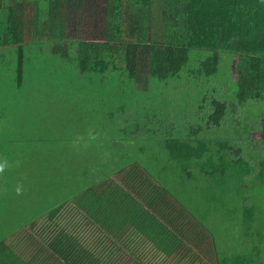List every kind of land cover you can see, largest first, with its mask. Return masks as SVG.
Here are the masks:
<instances>
[{"label":"trees","instance_id":"obj_1","mask_svg":"<svg viewBox=\"0 0 264 264\" xmlns=\"http://www.w3.org/2000/svg\"><path fill=\"white\" fill-rule=\"evenodd\" d=\"M90 1L93 0H0V57H15L16 79L20 86L25 80L26 62L42 59L41 52H47L44 47L46 42L67 41V50L46 53L47 63H51L46 74L68 76L73 73L75 79L84 81L83 91L95 96V107L91 108V115H86L96 117L93 122L86 118L84 123L104 126L107 124H100L97 118L101 116V123L103 116L106 121H113L117 112L116 124L114 121L110 124L116 126L120 119L125 121L126 126L119 125L124 128L118 129L124 134L130 132L125 137L137 139L131 132L140 128L143 130L140 138L144 143L148 146L151 143L154 148L160 145L162 153L170 152L163 157V161L160 160V163L166 164L164 172H161L174 174V182H170L168 188V184L166 187L154 181L150 172L134 162L120 166V160L115 157L117 143L113 145V135L99 138L98 149L101 151L95 154L92 152L94 139L87 137L85 142L86 137L82 136L78 151L72 155L55 156L56 159L53 157V163L57 165L53 174H58V183L63 189L57 193L69 195L67 203H61L48 216L44 213L20 232L1 241L0 264H47L49 260L43 255L45 250L53 251L57 256L54 260L59 264L60 260L70 264H113L104 256V251L99 252L100 248L92 238L105 232L101 228L95 232L94 227L91 231V227L84 224L83 216L59 221L51 229L53 231L48 232L54 235L49 245L34 234L33 228L43 218L56 222L70 208L82 214L83 203L91 194L103 206L105 197L116 185L114 176L119 178L129 195L136 196L143 208L152 211L170 232L182 238L180 245L209 252V257L212 255V258L205 257L202 264H264L259 261V250L258 261L250 254L220 258L211 232L195 219L196 216L188 213L179 194L173 190L189 187L194 178L192 167H198L200 173L197 177H209L213 183L220 182L221 185L224 179L220 177V171L224 176L227 158L222 156L216 161L213 155L207 157L206 151H195V154L193 149L196 148L191 145L193 140L183 139L187 136L194 139L198 135L194 130L181 133L185 135L183 138L170 135L159 140L156 136L160 130H155L153 125L161 121L160 116L167 117L162 114L166 107H172L158 91L183 76L195 52L198 55L193 64L196 68L194 74L198 75L196 79L208 80L217 75L224 63L231 68V77H236L232 103L228 104L216 95L208 96L211 103L205 105L213 106L211 122L214 125H220L225 120L228 107L238 108L248 102L264 100V0H103L101 12L97 10L91 15L97 20V33L86 38L72 34L68 38L61 30L65 22L62 17L69 11L74 12L72 16L77 11L82 14L92 11L93 3ZM71 22L73 19L69 20ZM78 22L84 23V20ZM234 58L236 61L231 64ZM142 76L149 80L143 86H149L150 93L135 90L136 81ZM88 101H92V97ZM97 108H101V113L97 112ZM125 112H129L128 117L120 118ZM70 115L76 114L69 113L67 121L72 122ZM138 118L145 124L144 129L135 122ZM72 123L76 124L77 118ZM105 141H111L110 151H107ZM173 150L177 152V157H174ZM230 151L236 153L231 146ZM55 152H52L53 156ZM239 155L237 153L236 158ZM59 157L62 162H59ZM119 158L123 159L121 155ZM8 162L14 164V161ZM241 163L246 167L247 162ZM15 170L13 168L11 172L0 165V176L14 185L13 176L20 183L27 179L25 177L31 178L30 183L40 177L36 176L37 172L28 175L27 171ZM177 171L181 172L178 176ZM215 173L217 177H214ZM4 186L7 188L10 184L6 182ZM98 215L102 217L100 213ZM113 245L116 247V244ZM107 248L110 249V243ZM133 262L139 264L135 260Z\"/></svg>","mask_w":264,"mask_h":264},{"label":"rangeland","instance_id":"obj_2","mask_svg":"<svg viewBox=\"0 0 264 264\" xmlns=\"http://www.w3.org/2000/svg\"><path fill=\"white\" fill-rule=\"evenodd\" d=\"M85 22L90 33L79 35L89 37L93 33L96 34L97 21L85 20ZM46 53L41 52V56H39L42 59H38L37 62H26L25 80L20 86L16 79L15 57H0V165L11 172L15 168V171L22 173L27 171L28 175L37 172L36 176H40L34 183H30V177H25L27 178L25 180L23 178L20 183L16 176H13L12 180L16 185L9 180L7 182L10 187L4 188L0 184V242L20 232L21 228L27 225L30 220L37 219L44 213L48 216L50 211L68 200L69 195L57 193L63 189L58 183L60 181L57 177L58 174H53L54 170L57 171L53 157L56 159L55 156L72 155L78 151L82 138H84L82 136L86 137V140L83 139L85 142H87V137L94 139L92 152L95 154L100 150L98 149L99 138L111 134L113 135V145L117 143L115 157L120 160V166L124 163L134 162L150 172L154 181L165 186L168 184V188L170 182H174V174L162 173L166 164L160 163V160L165 159L160 152L161 146L158 145L154 148L151 143L149 146L144 143V140L140 138L143 135L142 129L139 128L135 132L132 130L131 133L133 136L136 135L137 139H129L128 137L131 136H125L130 135V132L127 134L119 132L118 129L124 127L113 126L110 124L113 121H106L105 116H103V123H101V116L97 119L100 124L107 125L84 123L86 118L92 122L96 118L86 115H91V108L95 107V96L83 91L82 87L86 84L83 83L84 81L80 82L75 79L73 73H69L68 76L47 75L46 70L51 63H47L49 59H47ZM197 58V53H193L189 68L182 74L181 79L174 83L182 88L183 99L180 98L179 91L169 95L167 102H170L172 107H166L162 111V114L165 113L167 117L160 116L161 121L167 124L170 119L175 120L177 122L176 130L184 127L181 123L183 117L195 114L194 108H188L186 105H205L209 102L207 93L214 91L213 93H216L219 99L225 100L228 104L234 101L232 91L235 87L236 77H231L229 65L224 63L219 73L208 80L196 79L195 76L198 75L194 74L193 70L196 68L193 64ZM234 61L235 58L231 64ZM57 71L60 72V69ZM91 97L92 101H88ZM238 108L242 109H237L236 116L227 115V117H233L234 121L236 117L238 125H228L225 130L215 129L213 135L220 139H226V136H229L230 140H235L234 146L231 145V147L240 152L239 158L247 162L246 167L243 163H234V158H228L224 162L225 175L222 176V171H220V177L224 179L221 185H219L220 182L215 183L214 181L213 183L209 177L206 179L197 177L200 171L198 167H192L194 178L189 182V187H176L173 190L179 194V199L183 201L188 213L193 217L196 216L195 219L199 220L211 232L220 258L230 259L236 255L250 254L256 258L255 261H258V252L261 251L259 261L264 262V175L262 177L258 175V156L264 155L262 148L264 146L258 145V124H261L259 118L264 111V100L248 102ZM73 112L76 115L70 116L72 122L77 118L76 124L67 121L69 113ZM97 112L101 113V108H97ZM181 112L184 113L181 115V119H175ZM135 122L141 128H145V124L139 122V118ZM122 123L125 126L127 124L123 120ZM134 127L136 126L134 125ZM163 135L164 132L160 130L157 137L161 139ZM253 136L257 138L255 146H253ZM172 137L176 138L174 135ZM110 142L105 141L107 151L111 149ZM155 144L159 143L155 142ZM52 152H55L54 156ZM119 154L127 155L123 157L124 161L117 157ZM107 156L109 157V155ZM64 158L70 159L65 156ZM59 160L62 162L61 158ZM6 161H14V164L9 162L7 164ZM106 161L108 162L109 159ZM248 171L251 172L247 173ZM178 174L181 172L177 171V176ZM144 175L148 176L149 174ZM214 177H217L216 173ZM116 181V185L105 197L103 206L96 200L95 195L91 194L83 203L82 214L80 211L77 214L76 209L70 208L63 212L60 215L62 217L56 222L49 219L34 227V234L42 239L44 236L49 238L51 235L48 233L49 230L52 232L51 229L55 228V225L62 219L87 216V220L95 221L97 218L101 219L98 215L100 213L103 220H106L104 226H107L105 228L108 230V235L111 233L121 239V236L126 237L127 233L131 234L129 249L131 248L133 252L130 250L129 255H134V260L139 264L144 263V253L148 247V244L143 242L142 233L145 236L172 235L170 236L172 239H169L171 241H168L167 244L170 246V250L171 247L175 249L179 245V240L175 238L174 234L166 228L163 222L160 221L158 224L147 215L146 208L142 207L135 198L136 196H131L127 193L128 191H125L118 177H116ZM113 212L119 217L117 220L111 216ZM248 214H253V216L250 217ZM155 222L156 224H154ZM250 222L252 225H248ZM148 227H150V231H147ZM93 241L96 244V238ZM165 246L166 243L164 249ZM117 247L123 254H126L127 242L120 240ZM99 252L102 251L99 249ZM165 254H169V252ZM106 255L107 258L110 254ZM101 259L104 261L103 257ZM134 260L116 259L118 264L128 262L136 264L133 262ZM109 262L114 263L115 259H110ZM178 264L180 263L178 262Z\"/></svg>","mask_w":264,"mask_h":264},{"label":"crops","instance_id":"obj_3","mask_svg":"<svg viewBox=\"0 0 264 264\" xmlns=\"http://www.w3.org/2000/svg\"><path fill=\"white\" fill-rule=\"evenodd\" d=\"M93 3V10L90 12H86L83 13L80 11L75 12V14L72 16V14L74 12L69 11L68 13H66L64 15V17H62L65 22L63 23L61 30L62 32H64L68 38H70V36L72 34H84L86 32H88L87 34H89V30L87 29V23L85 22V20H94L97 21L96 18L92 17V13L96 12L97 10L99 12H101V9L103 7V0H93L90 1V3ZM97 7L99 9H97ZM91 18V19H88ZM73 19V23H69V20ZM84 20V23L82 22H78L80 20ZM59 27V26H58ZM96 30H97V25H96ZM97 32V31H96ZM95 35V33H93ZM82 37V36H80ZM86 38V37H83ZM68 40V39H67ZM44 44V43H43ZM44 47L46 48L47 52H52V53H58L61 51H65L68 48V43L67 41H62V42H53V41H48L44 44ZM52 56H54L52 54ZM58 57V55L56 56ZM59 58V57H58ZM236 61V60H235ZM234 61V62H235ZM233 62V63H234ZM141 80L136 81V85H135V90L137 92H142V90H144L147 93H150V88L149 86H146V88L143 86V84H145V82H149L148 78H146L145 76L141 77ZM178 79H181V77H179ZM177 79V80H178ZM177 80L171 81L170 85H167L162 87V90L158 91L162 94V97L167 99L169 95L172 94H176L177 91H179V95L180 98H183L182 95L184 94L182 91V88L179 86L174 85V82H176ZM211 95V97L215 96L216 93H207V96ZM211 103V102H210ZM208 102V104H210ZM188 108H194L195 114L193 116H189V117H183L181 120V123L184 125L183 128H178L177 130L176 128V121L173 119H170L168 124L166 122H162L160 121L159 123H153V125L155 126L154 128H156L155 130H161L164 132V135L161 137H157V139L159 140H163V139H167L168 137H170V135H174L176 138L180 137L183 138L185 137V135L183 136V132H187L189 133V131H196L197 132V136L192 139L191 137H186L183 139H189V140H193V144H191L193 147L196 148V150L193 149V151H206L208 152V154L206 155L207 157L210 155H213L216 159V161H219L222 159V156L228 158H234V162H246L245 160L241 159V158H236V154L240 153L237 152L236 153H232L230 151V146H234L235 140H230V137L226 136V139H220V138H216L213 135V132L215 129H222L225 130V128L228 127V125L230 126H236L238 125L236 122V117H235V121H234V116L235 113L237 114V109L236 107H228V114L233 115V117H227L225 118V120H223L221 122L220 125H214L211 121V116L213 113V106L212 105H199V104H189L186 105ZM113 110H111V112H113ZM126 114V115H124ZM180 115L175 117V119H181V115H183L184 113L181 112L179 113ZM117 115V112L115 114V117ZM128 112H125L123 114L120 115V118L122 117H128ZM114 117L113 121H114V125L116 124V118ZM119 120V118H117ZM127 119V118H126ZM261 119V124H258V145L264 146V111L262 112V115L260 116L259 120ZM113 123V122H112ZM119 125H124L122 123V119H120L118 126ZM255 131V130H254ZM178 139V138H177ZM255 140H257L256 137L253 136V146H255ZM166 142V141H165ZM259 147V146H258ZM264 150V147H262ZM174 151V157H177V152L175 150ZM162 153V152H161ZM212 153V154H211ZM196 154V152H195ZM163 157L170 155V152H164L162 153ZM120 154L117 155V157L119 158ZM122 157H126V154H121ZM240 156V155H239ZM122 161H124V159H122ZM264 155L258 156V174H263L264 173ZM114 179H116V176L113 177ZM1 179H4L0 176V184L3 185V187L5 188V184L8 181L7 178L4 179V181H1ZM147 215H149L150 218H153L158 224L160 223L161 219L158 218L157 216H155V214L152 211L149 210H145ZM86 215V214H83ZM113 217L116 218V220L118 219V216L115 214V212L112 213ZM40 217V216H39ZM38 217V218H39ZM87 216L84 217V224L89 225L91 228H95V232L97 231V228H101L103 230V232H105L104 234H100L97 236H93L92 238L95 239L96 237V245L100 248V250L104 251V256H107L106 254L109 253V256L107 257L108 259H115V262L113 264H118V261H116V259L119 260H134V255H129L130 254V250L131 252L132 249H129V242H130V238H131V234L127 233L126 237L121 236V239H118L116 237V235H112L111 233H109L110 235H108V231L104 230L103 228L107 227L104 226V221L106 222V220H103V216L100 218H97L95 221H90L86 219ZM112 217V218H113ZM33 220H36L35 218L30 220L28 222L27 225H24L22 229L26 228ZM45 219L43 218L41 220V222H39L37 224V226H39L41 223H44ZM156 222L154 224H156ZM162 222V221H161ZM111 225V222L109 224V226ZM152 226V225H151ZM93 229H91L92 231ZM150 231V227H148V230ZM105 235V236H104ZM103 236V237H102ZM170 236L172 235H147L145 236L144 233H142V238H143V242L144 244H148L147 249L145 250L146 253H144V257L145 258L143 261L144 263L142 264H178V262L180 264H185L186 261H189L190 264H200L202 262H204V258L205 257H209V252L206 251H202V250H197V249H191L187 246L183 244L180 245V242L182 241V238L179 236H175V238L177 240H179V245L174 249L171 247V250L169 249L170 246L167 244L168 241H171L169 239ZM52 238H54V235H50L49 238L46 236L45 238H43V240L45 241L46 244H50L52 241ZM91 238V239H92ZM123 238H126L124 241L122 240ZM122 242H127V252H125L126 254H123L117 247V245L119 244V241ZM132 240V239H131ZM178 242V241H176ZM175 242V243H176ZM108 243H110V249L107 248ZM166 243L165 249H164V244ZM116 244V247L113 245ZM105 249V250H103ZM169 252V254H165ZM58 253V252H57ZM172 253V255H170ZM43 255L45 256L44 258H48V262L47 264H59L55 262V258H57V256L55 255V253L53 251H49V250H45L43 252ZM47 255V256H46ZM212 258V255L209 257ZM51 260V261H50ZM177 260V261H176ZM201 261V262H200ZM125 263V262H124ZM132 263V262H131ZM130 262L126 263V264H131ZM44 264V263H43ZM46 264V263H45ZM60 264H70L67 261H62L60 260ZM205 264V263H204Z\"/></svg>","mask_w":264,"mask_h":264}]
</instances>
